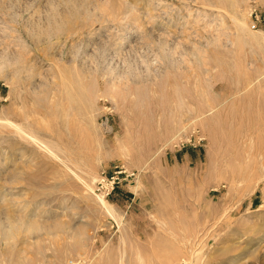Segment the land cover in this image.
Masks as SVG:
<instances>
[{"label": "rangeland", "instance_id": "obj_1", "mask_svg": "<svg viewBox=\"0 0 264 264\" xmlns=\"http://www.w3.org/2000/svg\"><path fill=\"white\" fill-rule=\"evenodd\" d=\"M180 262L264 264V0H0V264Z\"/></svg>", "mask_w": 264, "mask_h": 264}, {"label": "built area", "instance_id": "obj_2", "mask_svg": "<svg viewBox=\"0 0 264 264\" xmlns=\"http://www.w3.org/2000/svg\"><path fill=\"white\" fill-rule=\"evenodd\" d=\"M113 183H114V181H110L109 184L111 185V187H110V189L107 188V190H108V191L106 192L107 195H109V194L111 193V191L114 189V185H113ZM109 184H108V185H109ZM176 264H184V263L180 262V263H176Z\"/></svg>", "mask_w": 264, "mask_h": 264}, {"label": "bare ground", "instance_id": "obj_3", "mask_svg": "<svg viewBox=\"0 0 264 264\" xmlns=\"http://www.w3.org/2000/svg\"><path fill=\"white\" fill-rule=\"evenodd\" d=\"M34 223H36V222H34ZM34 223H33V224H34ZM62 224H63V223H62ZM59 226H61L60 222H59V223H56V224L53 225V227H55V228H56V227L58 228ZM52 230H53V229H52ZM55 230H56V229H55ZM48 233H49V232H48ZM15 261H16V260H15Z\"/></svg>", "mask_w": 264, "mask_h": 264}]
</instances>
